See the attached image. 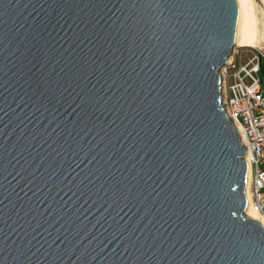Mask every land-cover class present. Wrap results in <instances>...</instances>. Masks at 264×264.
<instances>
[{"label": "water", "instance_id": "water-1", "mask_svg": "<svg viewBox=\"0 0 264 264\" xmlns=\"http://www.w3.org/2000/svg\"><path fill=\"white\" fill-rule=\"evenodd\" d=\"M245 0H0V264H264L220 68Z\"/></svg>", "mask_w": 264, "mask_h": 264}, {"label": "built area", "instance_id": "built-area-1", "mask_svg": "<svg viewBox=\"0 0 264 264\" xmlns=\"http://www.w3.org/2000/svg\"><path fill=\"white\" fill-rule=\"evenodd\" d=\"M234 47L219 73L222 104L227 117L233 118L239 139L245 150L247 174H249V209L256 213L264 226V87L261 66L264 51L255 53L235 72Z\"/></svg>", "mask_w": 264, "mask_h": 264}, {"label": "bare ground", "instance_id": "bare-ground-1", "mask_svg": "<svg viewBox=\"0 0 264 264\" xmlns=\"http://www.w3.org/2000/svg\"><path fill=\"white\" fill-rule=\"evenodd\" d=\"M246 3V25L243 33V38L236 48H251V49H261L264 44V16L262 20H258L253 9L252 0H245ZM246 187H245V199H246V209L244 214H247L251 218L259 220L262 225L263 222L260 217L249 209V174L246 176Z\"/></svg>", "mask_w": 264, "mask_h": 264}, {"label": "rangeland", "instance_id": "rangeland-1", "mask_svg": "<svg viewBox=\"0 0 264 264\" xmlns=\"http://www.w3.org/2000/svg\"><path fill=\"white\" fill-rule=\"evenodd\" d=\"M253 9L258 20H262L264 16V0H252ZM264 51V44L261 49H251V48H238V54L235 55V72L239 67L246 63L255 53ZM263 77V75H262ZM264 80V77H263Z\"/></svg>", "mask_w": 264, "mask_h": 264}, {"label": "trees", "instance_id": "trees-1", "mask_svg": "<svg viewBox=\"0 0 264 264\" xmlns=\"http://www.w3.org/2000/svg\"><path fill=\"white\" fill-rule=\"evenodd\" d=\"M263 75V77H264V66L262 65L261 66V76ZM263 87H264V82H263Z\"/></svg>", "mask_w": 264, "mask_h": 264}]
</instances>
